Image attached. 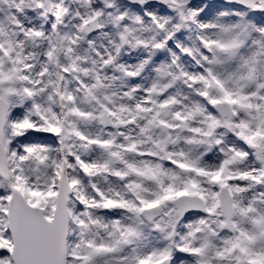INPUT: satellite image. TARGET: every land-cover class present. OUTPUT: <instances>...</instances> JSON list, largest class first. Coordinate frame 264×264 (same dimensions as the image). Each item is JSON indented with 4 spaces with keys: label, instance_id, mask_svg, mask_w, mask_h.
Segmentation results:
<instances>
[{
    "label": "snow or ice",
    "instance_id": "1",
    "mask_svg": "<svg viewBox=\"0 0 264 264\" xmlns=\"http://www.w3.org/2000/svg\"><path fill=\"white\" fill-rule=\"evenodd\" d=\"M0 264H264V0H0Z\"/></svg>",
    "mask_w": 264,
    "mask_h": 264
}]
</instances>
